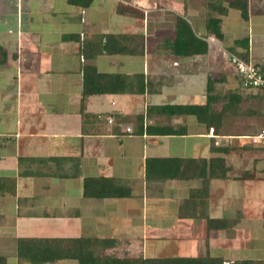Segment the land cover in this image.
I'll return each instance as SVG.
<instances>
[{
	"label": "crops",
	"instance_id": "crops-1",
	"mask_svg": "<svg viewBox=\"0 0 264 264\" xmlns=\"http://www.w3.org/2000/svg\"><path fill=\"white\" fill-rule=\"evenodd\" d=\"M82 3L0 0V178L15 183L12 194L0 196V232L11 231L12 262L30 264L16 257L19 238L112 240L97 254L119 259L264 261V148L242 139L260 130L248 129L257 113L227 117L214 132L194 116L161 112L204 105L209 79L216 94L233 92L227 53L264 61V0H248L247 20L231 8L225 16L210 11L206 0ZM207 17L219 19L221 39ZM180 22L207 42L205 54L177 56L166 46ZM83 44H125L134 52L142 44L143 54L86 58ZM86 65L99 74L142 76L145 92L83 102ZM243 97L241 105L254 103L264 117L263 98ZM147 127L178 134L151 135ZM174 158H222L229 171L209 181L203 202H187L200 181H146V160ZM97 178L127 186L131 196L84 197V181ZM208 219L228 223L209 228Z\"/></svg>",
	"mask_w": 264,
	"mask_h": 264
},
{
	"label": "trees",
	"instance_id": "trees-1",
	"mask_svg": "<svg viewBox=\"0 0 264 264\" xmlns=\"http://www.w3.org/2000/svg\"><path fill=\"white\" fill-rule=\"evenodd\" d=\"M75 3H88L90 0H69ZM226 3L225 7L223 3ZM206 7L219 15H226L228 9L238 10L243 20L248 19V0H206ZM178 23L172 44H166L170 51L177 56L202 55L207 52L206 41L198 39L190 30V27ZM206 26L217 38L221 39L219 19L207 17ZM115 38V37H114ZM107 39H112L107 37ZM247 44V41H241ZM237 42L236 44H239ZM83 44L82 55L92 58L99 54H143L142 44L137 46L134 52L125 44ZM3 57V54L1 53ZM246 58V55L244 57ZM216 81L208 80L206 87V103L202 106L184 105L161 107V112L169 115H191L199 123L211 126L214 132L220 129L221 122L230 116H240L243 95L237 88L226 94H216L214 84ZM145 83L142 76H124L117 74H99L92 66H84L82 82V101L94 94H143ZM212 104H220L221 109L215 111ZM160 109V108H159ZM251 112V111H250ZM249 112V113H250ZM254 113V112H253ZM149 134H178L173 129H161L147 127ZM229 169L222 158L216 159H148L146 160V181H200L199 188L189 191L187 202L197 200L204 201L208 196V185L211 179H225ZM246 174L241 176L245 179ZM15 183L13 180L0 178V196L12 194ZM84 197L95 199L127 198L131 191L127 186H121L112 179L97 178L87 179L83 183ZM208 227H224L226 220H207ZM230 223V222H229ZM112 240L97 239H58V238H19L16 242V257L18 260L27 261L30 264L52 263L58 260H73L77 264H224L221 258H115L112 256L98 255L103 247H111ZM0 264H7L6 257L0 256ZM231 264H264V261L244 260Z\"/></svg>",
	"mask_w": 264,
	"mask_h": 264
},
{
	"label": "built area",
	"instance_id": "built-area-1",
	"mask_svg": "<svg viewBox=\"0 0 264 264\" xmlns=\"http://www.w3.org/2000/svg\"><path fill=\"white\" fill-rule=\"evenodd\" d=\"M227 61L232 68L238 91L243 96H258L264 99V61L255 62L231 53H227ZM108 122L112 120L108 119ZM242 139L254 147L264 148V127L256 134Z\"/></svg>",
	"mask_w": 264,
	"mask_h": 264
},
{
	"label": "rangeland",
	"instance_id": "rangeland-1",
	"mask_svg": "<svg viewBox=\"0 0 264 264\" xmlns=\"http://www.w3.org/2000/svg\"><path fill=\"white\" fill-rule=\"evenodd\" d=\"M221 88L222 90L220 92H226V90L228 89V87H226L224 84L221 85ZM252 105L255 106L254 103H252ZM252 105H250L248 101L244 102L241 105V110L243 112L242 116L243 117L250 116L251 115L249 113L250 111L257 113L256 115L251 116L250 120L252 122V125L249 124L248 129H252L253 126H255V128L257 129H261V127L264 125V117L259 114L260 111L258 109L260 108L255 109L254 107H252ZM10 233L11 231H9L8 229L5 232H3L2 230L0 232V254H5L7 256L9 264H14V260L12 262V259H14L15 257L14 254L15 247H14L13 236L10 235Z\"/></svg>",
	"mask_w": 264,
	"mask_h": 264
}]
</instances>
